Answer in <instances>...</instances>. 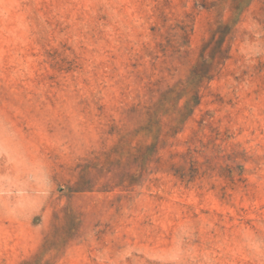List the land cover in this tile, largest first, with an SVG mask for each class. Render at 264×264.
Here are the masks:
<instances>
[{
    "label": "rangeland",
    "instance_id": "374dc122",
    "mask_svg": "<svg viewBox=\"0 0 264 264\" xmlns=\"http://www.w3.org/2000/svg\"><path fill=\"white\" fill-rule=\"evenodd\" d=\"M0 264H264V0H0Z\"/></svg>",
    "mask_w": 264,
    "mask_h": 264
}]
</instances>
